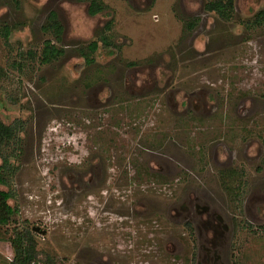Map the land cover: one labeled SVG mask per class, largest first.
Here are the masks:
<instances>
[{
    "label": "rangeland",
    "instance_id": "obj_1",
    "mask_svg": "<svg viewBox=\"0 0 264 264\" xmlns=\"http://www.w3.org/2000/svg\"><path fill=\"white\" fill-rule=\"evenodd\" d=\"M215 1L0 0V119L24 125L0 264L15 227L37 264H264V0Z\"/></svg>",
    "mask_w": 264,
    "mask_h": 264
},
{
    "label": "trees",
    "instance_id": "obj_2",
    "mask_svg": "<svg viewBox=\"0 0 264 264\" xmlns=\"http://www.w3.org/2000/svg\"><path fill=\"white\" fill-rule=\"evenodd\" d=\"M207 9L211 12H216L220 17L225 20H230L232 17L234 2L228 0L227 2L215 1L211 2ZM102 12V7L97 2H92L89 8V13L92 16ZM257 24L264 22V11L259 13L256 20ZM196 23H191L189 29L193 30ZM45 32H51L56 34L59 40L62 33L63 27L61 26L58 15L56 12H51L48 24L44 26ZM9 35V33H8ZM102 48L108 50L109 53L113 52V46L108 39L105 37L102 39ZM100 49L98 42H93L89 47L90 55L95 54ZM64 54L62 49H59L53 42L47 41L44 45L41 53V64L51 65L58 61ZM89 62L93 59L87 57ZM24 130L23 122L20 120L15 121L11 125H6L0 119V226L8 227L11 224L18 221L19 211L16 207L12 206L11 201L14 196L8 191L9 183L14 176L15 172V157L20 154L21 143H22V132ZM11 145H15L18 152L12 155L8 152V148ZM1 188H6L1 189ZM188 230L192 232L191 225L188 224ZM10 243L14 251V258L9 264H37L40 261V252L38 249V243L35 239L34 234L27 227L20 228L15 227L13 234L10 237ZM47 262L53 264L51 258H47Z\"/></svg>",
    "mask_w": 264,
    "mask_h": 264
},
{
    "label": "flooded vegetation",
    "instance_id": "obj_3",
    "mask_svg": "<svg viewBox=\"0 0 264 264\" xmlns=\"http://www.w3.org/2000/svg\"><path fill=\"white\" fill-rule=\"evenodd\" d=\"M190 25H191V24H190ZM189 27H190V26H189ZM186 105H187V104H186ZM189 109H190V108H188V110L186 111L187 113L189 112ZM189 224H190V223H189Z\"/></svg>",
    "mask_w": 264,
    "mask_h": 264
},
{
    "label": "water",
    "instance_id": "obj_4",
    "mask_svg": "<svg viewBox=\"0 0 264 264\" xmlns=\"http://www.w3.org/2000/svg\"><path fill=\"white\" fill-rule=\"evenodd\" d=\"M43 234H45V233H43Z\"/></svg>",
    "mask_w": 264,
    "mask_h": 264
}]
</instances>
